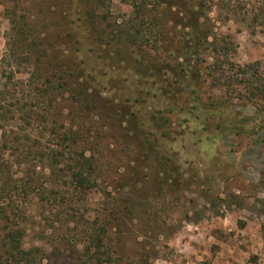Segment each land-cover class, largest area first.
Instances as JSON below:
<instances>
[{"label": "rangeland", "instance_id": "obj_1", "mask_svg": "<svg viewBox=\"0 0 264 264\" xmlns=\"http://www.w3.org/2000/svg\"><path fill=\"white\" fill-rule=\"evenodd\" d=\"M139 1L143 2L104 0L96 4L94 1L93 16L89 13L86 17L93 18L96 25L92 44L87 40L90 37L87 21L82 24V20H75L77 22L69 26L68 20H61L58 24L64 33L76 25L73 31L84 35L76 44L74 58L82 72L94 77L91 84L94 94L100 91L112 103L125 102L128 109L114 107L116 115L112 116V110L106 108L111 124L107 121L102 125L98 119L83 122V125L78 121L73 124L75 129L79 128L82 147L89 149L87 155L94 157V167L100 166L95 174L96 184L89 190L80 194L76 190L72 197L62 184L57 187L55 199L47 201L46 196L40 200L25 196L18 189L13 200L21 211L14 229L21 237L20 245L32 253V264L256 263L258 256L244 244H238V230L242 228L244 236L264 241V109L257 113L249 103L227 100L226 115L222 111L218 120L227 122L233 129L224 135L214 129L218 120L211 122L213 118L207 109L197 118L202 110L197 113L191 108L205 104L208 95V103L214 100L216 106L224 105L228 97L226 87L219 82L212 83V77H221V69L207 68L212 64L210 52L204 54L206 61L198 63L203 72L200 84L183 87L182 99L166 98L159 88L167 76L163 75L164 65L168 64L165 69L169 75L174 64L182 61L181 57H175L178 46L194 43L189 30L180 33L182 27L179 26L190 25V13L183 14V18L187 16V20H183L175 11L192 4L191 11L200 14V33L206 34L208 42L215 38L217 59H222L223 54L242 66L264 61V0H163L176 7L165 8L162 3L164 20L168 21L163 25L162 36L160 23L156 33L152 25L141 24L142 17L146 19L145 11L138 7L134 10L131 5ZM145 3L149 9L148 3L152 0ZM63 10L77 11L71 14V19L85 14L83 0H74ZM51 11L50 18L54 20V8ZM20 13L16 0H0V104L7 110V119L15 117L6 122L1 118L0 124L11 135L15 131L34 137L42 124L46 125L45 132L49 131L52 116L47 115L45 121L31 122L22 131L19 129L17 109L33 101L29 96L31 88L26 83L31 66L21 60L28 55L24 50L16 51L17 59L4 56L18 42L16 26L22 21ZM152 15L155 19L158 17L156 12ZM133 26L141 32L140 37L146 38L147 45L136 40V45L124 48L126 54L119 61L117 58L114 63L107 61V57H114L116 53L107 52V40H100L95 33L100 35L106 27L113 28L111 34L120 29L131 32ZM71 39L68 38L69 46ZM180 52L185 54V50L180 49ZM3 56L7 63L2 67ZM142 68L147 74L140 75ZM193 87L201 90L202 97L197 103L189 98L188 92ZM247 93L242 89L240 95ZM128 98L131 103L126 102ZM58 102L55 108L60 106L63 112L55 115V128L71 124L70 116L75 113L68 96ZM182 105L185 108L180 112ZM165 108L173 112L167 114ZM1 133L2 130L0 149ZM50 135L46 133L43 139L51 138ZM3 158L14 159L7 150ZM22 171L20 167L13 168L15 177H22ZM44 173L45 177L49 176L48 170ZM46 185H50L49 181ZM1 201L4 203V199ZM233 212L240 213V218L227 224L231 230L222 233L213 228ZM213 231H218L214 240L208 235ZM251 232L254 235L249 236ZM5 233L7 229L0 230V235ZM107 243L108 249L113 251L110 256L100 252ZM5 251L6 248H0V260Z\"/></svg>", "mask_w": 264, "mask_h": 264}, {"label": "trees", "instance_id": "obj_2", "mask_svg": "<svg viewBox=\"0 0 264 264\" xmlns=\"http://www.w3.org/2000/svg\"><path fill=\"white\" fill-rule=\"evenodd\" d=\"M94 1L96 4L104 2V0H98V3L97 0H83L85 14L76 19H71V14L74 15L77 11L71 13L70 11H64L63 8L64 6H70L74 0H29L28 3L24 0H16V6L21 11L20 19L22 20L16 26L18 42L16 46L11 47L8 54L4 56H11L17 59V50H24L25 54H28L27 57L21 58V60L26 62L25 65L31 66L26 83L31 88L29 96L33 99V101H30L31 103H24L17 109L19 111L17 115L18 126L22 131L30 126L31 122L45 121L46 117L48 118L47 115L52 116V125L49 131L45 132L46 125L43 126L42 124V128L39 129V131L36 129V132H38L36 136L32 137L26 134H17L15 131H13L11 135L5 131V126L0 124V130H2V147L0 149V230L4 228L7 229V233L0 235V248H6V253L4 255L8 257L2 256L0 264H2V262L6 264L10 262L11 264H32L34 261L32 253L21 247V237L16 233L17 230L14 229V223L19 219L21 211L14 205L13 200L15 194L18 193V189L21 190L22 194L25 196L31 195L33 198L37 197L40 200H44L43 197L45 198L46 196L47 201L55 199V196L58 194L57 187L62 184L66 185V189L68 190L67 194H71L72 197L76 194V190H79V194L89 190L93 184H96L97 177L95 174L100 166L94 167V157L91 154L87 155L89 149L86 147V149H84V147H82L84 142H82L79 128L75 129L73 124L75 121H78V123L81 122L80 124L83 125V122L91 123L93 119H98V121L102 122V125H106V122H110L109 119L111 118L109 113L106 112V108H110V110L114 109V107L128 109V107L125 106V102H119L118 100L112 103L103 93H100V91L97 92L96 95L94 94V87H91V84L95 81L94 77H92L90 73L86 74L82 72L81 68L77 65L76 58H74V54L77 51L76 44L79 43L80 37H84V35L73 31L76 25L72 26L68 33H64L58 25L61 20H68L69 26L77 21L82 20V24L84 21H87V35L90 36L87 40L92 44L94 42V28H96V25L93 18L90 20L86 19V17L89 13H93ZM142 1L143 2H133L131 4L134 10L138 7V9L145 11L144 17L146 19L142 17L141 24L147 23L150 26L152 25L153 32L156 33L155 29L158 23H160L162 27L160 26L159 34L162 36L165 28L163 25L168 21L164 20L165 11L161 6L163 4L165 8H174L176 6L171 2L166 3L163 0H152V3H148L149 9H146L147 4L145 1L148 0ZM190 5L192 4L188 6L185 4L182 9L179 11L177 10L178 12L175 11L176 15H181L180 19H182L183 14H187L188 12L193 17L194 15L192 13L194 12L191 11ZM52 8L55 10L54 20L50 18L52 17L50 13L53 14L51 11ZM73 10L72 8V11ZM154 12L158 15L156 19L154 15H152ZM196 15L197 14H195L194 18L189 16L190 25L185 23L179 24V26L182 27L180 33L186 30L188 32L189 30V35L190 37L192 36L194 43L192 45L180 44L178 46L175 51L177 53L175 57H181L182 61H177V63L174 64L169 75L168 71L165 69L168 67V64H165L166 66L164 65L163 75L166 73L167 76L166 79L162 81L159 92H161L164 97L172 100L182 99V91L185 89L183 87L188 85L196 87L200 84L199 81L201 80L203 72L198 67L200 66L198 63H203L206 59L204 58V54L210 52L212 53V64L208 65L207 68L210 67L213 69L216 67L217 69H221V77H212V83L215 85L216 82H219V85L221 84V86L226 87L228 97H226L227 99L222 103L224 105L221 106L220 103H218L216 106L213 103L214 100L208 103V97H210V95H208L205 104L202 102L200 105L195 104L194 107L191 108V110H195L197 113L202 110L200 114L198 113L197 118L201 114H204L205 109H207V112L210 113L211 118H213L211 122H214L215 119L218 120L222 111L224 114L225 109L229 108V105L225 104L227 100L231 102L234 99L249 103L255 108L257 113H261L264 109V61H256L241 66L233 63L223 54L221 55L222 59H217L218 51L217 47H215V38L213 37L214 40L212 42H208L206 34L203 35L200 33L201 30L199 27L201 24H199L198 21L200 14ZM185 18L187 20V16H185ZM185 18H183V20H185ZM45 26L47 27L44 30ZM150 26L148 28H150ZM132 28L134 30H131V32L130 30L120 29L116 34H111L113 28L109 30L106 27L101 31L99 30L100 35H98L99 32L95 33L97 37H100V40H107L105 44L107 47V50H105L107 52L112 51L116 53L114 57H107V61L110 60L111 63H114L116 61L115 58L119 61V59L126 54L123 51L124 48H128L129 45H136V40H140L142 44L144 43L147 45L146 38L140 37L141 32L139 29H135V26ZM82 32L84 33V31ZM177 34H179V31ZM68 38H72L70 41L71 46L68 45ZM180 49L185 50V54H181ZM106 51H104L105 55H107ZM4 56L1 59L2 67L7 63L5 62L7 58ZM207 56L211 57V54ZM192 57L194 59L191 60ZM143 70L142 68L140 75L143 73L147 74V72ZM206 77L207 75L204 76V79ZM186 79H189V81H185ZM195 79L197 81H194ZM221 79L223 80L222 82H220ZM242 89H246L248 93L246 95H240ZM200 92L201 90H195L193 87V89L188 92L189 98H192L194 103H197L202 97ZM64 96H68L69 101L74 105L75 108H73L75 113L70 116L71 124L68 126L60 124L55 128V115L58 116L63 112L60 111V106H58V109L55 107L57 104L59 105L58 101ZM100 102L104 104L101 106ZM126 102L131 103L132 100L128 98ZM129 106H131V104H129ZM184 108L185 107L182 105L179 111L182 112ZM165 110L167 114L173 112L172 109L165 108ZM112 113V116L116 115L114 110H112ZM132 114L133 113H131V115ZM229 114L233 113L230 112ZM6 115L7 110L0 104V119L2 118L4 122H6V120L10 121L15 119L14 116L7 119ZM74 116H76L75 120ZM233 116H237L236 113H234ZM21 125L23 126L21 127ZM232 125L234 124L232 123ZM79 126L80 129L83 128H81V125ZM109 126L107 125V127ZM127 126H129V124ZM214 129L217 130L220 135H224L233 128L232 126H228L227 122L224 123L218 120V122L215 123ZM49 132L52 133V135H50ZM46 133L50 135L51 138L47 137V139H43ZM93 143L94 140L91 139V144ZM6 150L13 156V161L3 158V154ZM14 167H20L23 170L21 172L22 177L14 176ZM36 168H39V171H37ZM45 170L49 171V176L47 177H45ZM60 180L62 182L58 185ZM46 181H49L50 185H46ZM47 186L49 189H47ZM3 199L4 203L1 201ZM120 210L121 212L123 211L122 207ZM100 238L98 237L99 241H102ZM109 246L110 245L107 243V247H104L100 252L105 256H110L113 251L108 249Z\"/></svg>", "mask_w": 264, "mask_h": 264}, {"label": "crops", "instance_id": "obj_3", "mask_svg": "<svg viewBox=\"0 0 264 264\" xmlns=\"http://www.w3.org/2000/svg\"><path fill=\"white\" fill-rule=\"evenodd\" d=\"M235 216V217H234ZM240 218V213L233 212L230 215L224 216L222 219H220V222L217 223V227L213 228H218L221 230L222 233H225L226 230H231L228 229V223L233 222V219ZM243 224V223H242ZM212 228V227H211ZM212 230V229H210ZM217 230V229H214ZM240 237H239V243L238 244H244L247 249H250L251 253L256 254L258 256L257 262L253 264H264V241L263 240H253L254 238L252 237H247L248 235L244 236L243 229L240 228L238 230ZM218 234V231H213L212 233L209 232L208 235L212 237L214 240L216 235ZM254 235L253 232L249 234V236ZM239 236V235H238ZM218 243V241H217ZM240 264H252V263H243L241 262Z\"/></svg>", "mask_w": 264, "mask_h": 264}]
</instances>
